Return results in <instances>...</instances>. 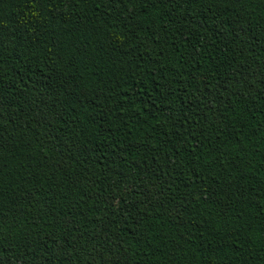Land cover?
Returning a JSON list of instances; mask_svg holds the SVG:
<instances>
[{"label": "trees", "instance_id": "16d2710c", "mask_svg": "<svg viewBox=\"0 0 264 264\" xmlns=\"http://www.w3.org/2000/svg\"><path fill=\"white\" fill-rule=\"evenodd\" d=\"M0 264H264V0H0Z\"/></svg>", "mask_w": 264, "mask_h": 264}]
</instances>
